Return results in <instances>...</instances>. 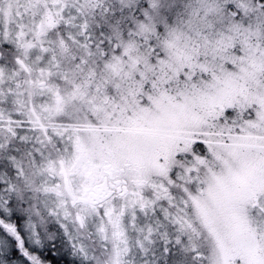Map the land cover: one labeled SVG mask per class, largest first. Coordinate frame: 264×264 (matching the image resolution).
Masks as SVG:
<instances>
[{"label": "snow or ice", "instance_id": "snow-or-ice-1", "mask_svg": "<svg viewBox=\"0 0 264 264\" xmlns=\"http://www.w3.org/2000/svg\"><path fill=\"white\" fill-rule=\"evenodd\" d=\"M0 264H264V0H0Z\"/></svg>", "mask_w": 264, "mask_h": 264}]
</instances>
